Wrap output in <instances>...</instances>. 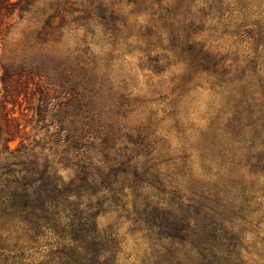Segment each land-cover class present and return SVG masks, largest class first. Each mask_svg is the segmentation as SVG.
I'll return each instance as SVG.
<instances>
[{"label": "trees", "instance_id": "16d2710c", "mask_svg": "<svg viewBox=\"0 0 264 264\" xmlns=\"http://www.w3.org/2000/svg\"><path fill=\"white\" fill-rule=\"evenodd\" d=\"M37 2L0 0V43L12 21ZM147 53L161 60L157 49ZM187 58L220 88L217 104L208 103L214 113L207 129L195 137L196 153L190 140L173 149L150 118L129 126V99L102 101L95 83L44 65L28 71L38 80L29 91L34 132L26 144L28 124L14 108L22 81L4 67L0 264L159 263L165 249H174L177 263L192 262L195 250L201 262L212 264L229 235L246 232L255 237L254 246L264 242V136H246L249 123L228 117L222 59L193 48ZM62 169L71 173L65 177ZM107 215L113 219L103 225ZM129 240L133 247L127 250Z\"/></svg>", "mask_w": 264, "mask_h": 264}, {"label": "rangeland", "instance_id": "374dc122", "mask_svg": "<svg viewBox=\"0 0 264 264\" xmlns=\"http://www.w3.org/2000/svg\"><path fill=\"white\" fill-rule=\"evenodd\" d=\"M135 1L140 3L138 16L131 13ZM35 6L12 21L0 43V77L9 67L23 82L20 103L14 108L20 121L28 124L23 135L26 144L34 132L29 91L38 80L28 71L44 65L62 76L72 72L95 83L102 88V101L129 99L131 113L125 120L129 126L150 118L158 122L173 149L190 140L196 153L195 137L207 129L214 113L208 103L217 104L220 88L210 82L206 70L189 63L191 48L222 59L228 117L249 123L246 136H264V0H224L223 4L217 0H38ZM42 26L45 33L40 34ZM147 49H157L161 60L152 61L155 54L148 58ZM182 77L184 87L179 86ZM2 94L0 79V99ZM19 140L10 142L11 148ZM61 172L65 177L71 173ZM112 219L107 215L101 223ZM262 229L259 236L264 238V223ZM231 236L212 264H264V242L254 246L255 237L246 232ZM132 247L129 240L127 250ZM173 250H162L166 260L159 263L123 264H209L210 260L201 262L195 250L194 262L177 263L171 259Z\"/></svg>", "mask_w": 264, "mask_h": 264}]
</instances>
